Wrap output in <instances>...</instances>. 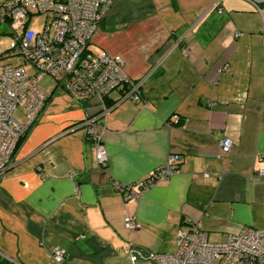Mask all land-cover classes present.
<instances>
[{
  "label": "crops",
  "instance_id": "1",
  "mask_svg": "<svg viewBox=\"0 0 264 264\" xmlns=\"http://www.w3.org/2000/svg\"><path fill=\"white\" fill-rule=\"evenodd\" d=\"M89 48L120 55L139 97L123 85L103 105L47 91L0 176V259L55 264L59 247L62 264H154L178 227L199 221L211 242L264 228V0H115ZM90 116L104 168L80 125ZM170 154L176 172L137 198L114 188Z\"/></svg>",
  "mask_w": 264,
  "mask_h": 264
},
{
  "label": "built area",
  "instance_id": "2",
  "mask_svg": "<svg viewBox=\"0 0 264 264\" xmlns=\"http://www.w3.org/2000/svg\"><path fill=\"white\" fill-rule=\"evenodd\" d=\"M114 1L0 0V36L10 39L8 47L0 50V176L11 165L18 140L36 121L50 95L39 84L42 77L49 76L54 90L77 101L96 97L103 105V98L121 85L127 88L124 96L138 99L141 81L125 75L123 58L104 49L93 52L89 48ZM38 14L44 16V21L36 31L29 24ZM21 62L29 64L33 73L28 74ZM18 107L23 112V122L13 116ZM173 119L177 123V117ZM80 125L94 146L98 166L104 168L107 155L95 117H85ZM231 144L229 138H223L218 147L229 151ZM178 161L177 154H170L135 185L114 182V188L128 198H137L156 181L172 176ZM257 174L263 175L264 167H259ZM123 225L128 230L140 229V224L129 215L124 216ZM51 256L55 264H62L66 252L53 247ZM153 261L154 264H264V228L245 227L223 242H211L197 221L187 228L178 227L174 251L157 253Z\"/></svg>",
  "mask_w": 264,
  "mask_h": 264
},
{
  "label": "rangeland",
  "instance_id": "3",
  "mask_svg": "<svg viewBox=\"0 0 264 264\" xmlns=\"http://www.w3.org/2000/svg\"><path fill=\"white\" fill-rule=\"evenodd\" d=\"M43 21H44V16L42 14L35 15L31 19V23L29 24V27L36 30V31H39L42 28ZM9 40L10 39L5 35L0 36V50L6 49L8 47ZM12 60H14V59H12ZM21 63L24 65L28 74L33 73V69L31 68V66L29 64L23 63V62H21ZM39 84L43 88V90L46 92L51 91L54 87L53 80L49 76L42 77L40 79ZM20 112L21 111L19 109L15 110L13 112V116L17 117L22 122L23 121V115Z\"/></svg>",
  "mask_w": 264,
  "mask_h": 264
},
{
  "label": "trees",
  "instance_id": "4",
  "mask_svg": "<svg viewBox=\"0 0 264 264\" xmlns=\"http://www.w3.org/2000/svg\"><path fill=\"white\" fill-rule=\"evenodd\" d=\"M53 89H54V88H53ZM25 133H26V132H25ZM25 133H24V135H25ZM24 135H23V136H24ZM23 136L20 137V139L18 140L17 145L19 144V142L21 141V139L23 138ZM0 264H11V263H9V262L6 261V260H1V259H0Z\"/></svg>",
  "mask_w": 264,
  "mask_h": 264
}]
</instances>
